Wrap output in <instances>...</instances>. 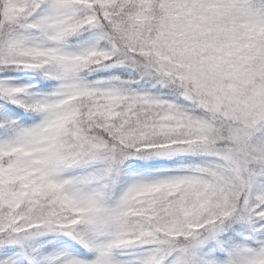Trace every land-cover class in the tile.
<instances>
[{
    "label": "snow or ice",
    "instance_id": "snow-or-ice-1",
    "mask_svg": "<svg viewBox=\"0 0 264 264\" xmlns=\"http://www.w3.org/2000/svg\"><path fill=\"white\" fill-rule=\"evenodd\" d=\"M0 264H264V0H0Z\"/></svg>",
    "mask_w": 264,
    "mask_h": 264
}]
</instances>
